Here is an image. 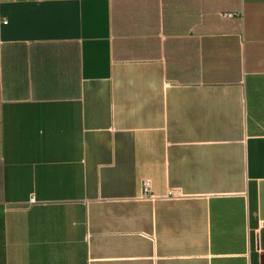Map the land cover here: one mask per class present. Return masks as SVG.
Instances as JSON below:
<instances>
[{"label": "crops", "instance_id": "1", "mask_svg": "<svg viewBox=\"0 0 264 264\" xmlns=\"http://www.w3.org/2000/svg\"><path fill=\"white\" fill-rule=\"evenodd\" d=\"M0 19V264H264V0Z\"/></svg>", "mask_w": 264, "mask_h": 264}, {"label": "built area", "instance_id": "2", "mask_svg": "<svg viewBox=\"0 0 264 264\" xmlns=\"http://www.w3.org/2000/svg\"><path fill=\"white\" fill-rule=\"evenodd\" d=\"M225 16L228 18L232 17V15L230 14ZM5 23H6L5 19H0V24H5ZM141 185H142V195H141L142 199L154 201L158 199L175 200V199L183 198L180 194L175 193L173 191L167 192L163 197L154 196L151 192V183L148 179L143 180Z\"/></svg>", "mask_w": 264, "mask_h": 264}]
</instances>
